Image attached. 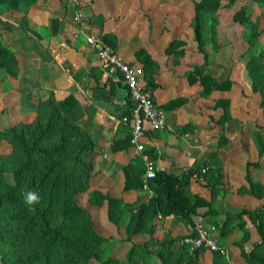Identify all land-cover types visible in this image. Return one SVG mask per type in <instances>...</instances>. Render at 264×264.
<instances>
[{"label":"crops","instance_id":"0c3cea01","mask_svg":"<svg viewBox=\"0 0 264 264\" xmlns=\"http://www.w3.org/2000/svg\"><path fill=\"white\" fill-rule=\"evenodd\" d=\"M197 1L36 0L25 12L16 9L19 12L15 17L3 15L0 42L10 48L16 66L15 73L7 75V82H0V114H36L33 99H24L25 106H14L15 88H19V96L37 91L45 97L52 94L61 99L72 93L81 107L78 122L88 130L96 145L97 168L90 190L98 189L126 203H147L153 191L125 189L123 167L132 162L135 171L142 172L143 155L150 149L157 167L175 173L195 162L221 166L225 190L212 203L218 210L236 212L262 206L264 194H252L245 177L248 169L256 181V168L264 166V154L259 156L256 144V138L264 139L262 96L247 81H234L232 69L214 62L211 51L204 72L218 81L231 78L230 87L203 93L199 78L194 82L188 80L187 72L204 63L191 24ZM78 11L82 12L80 17ZM91 33L102 36L113 33L114 45L124 60L140 65L135 52L144 48L156 62L154 78L158 85L148 88L165 111L167 125L162 130L146 128L141 138L145 147L142 151L128 140L132 126L122 118L128 114L127 89L123 84L111 85L102 75L98 55L85 40ZM202 34L206 44L204 28ZM171 39L184 41L179 46L183 48L181 54L165 51ZM193 52L197 53V59L191 58ZM177 97L184 100L171 107L165 105ZM247 162L253 163L247 165ZM260 180L264 184V179ZM189 190L211 199L210 188L204 181L192 177ZM87 206H92L93 214L97 210L101 212L104 223L100 233L106 237L107 247H111L98 258H91L90 264H161L157 250L162 246L170 251L168 264H186L188 260L192 264H264L257 259L264 258V235L246 214L244 227L239 219H234L218 238L225 253L206 248L191 253L184 248L181 238L190 232L194 221L210 223L214 220L212 215L198 213L190 222L175 214L158 213L152 220L151 232L147 223L128 239L125 224L133 213L129 206L125 205L123 223L119 226L108 219L106 201ZM205 208L198 207L200 212ZM215 218L220 220L224 214ZM119 247L122 249L117 250Z\"/></svg>","mask_w":264,"mask_h":264},{"label":"trees","instance_id":"16d2710c","mask_svg":"<svg viewBox=\"0 0 264 264\" xmlns=\"http://www.w3.org/2000/svg\"><path fill=\"white\" fill-rule=\"evenodd\" d=\"M34 1L36 0H0L8 9H18L24 12ZM221 1L199 0L195 2V12L191 22L194 39L198 50L204 56V63L188 71L187 78L190 82L199 78L203 84V93H208L213 89H225L231 85L229 78L218 81L210 73L204 72L207 53L203 49V13L210 9H217ZM23 18L25 19V16H22ZM103 37L114 45L113 33L105 34ZM183 43V40L171 39L165 51L177 56L183 52V48L179 47ZM135 54L143 69L142 76L146 80L143 85L147 88L158 85L154 78L156 68L154 59L144 48L138 49ZM0 60H11L14 68L10 73H15L14 55L10 48L1 42ZM110 84L113 85V83ZM258 90L262 96L261 104L264 105V91ZM183 100L177 97L165 105L171 107ZM131 108L132 102L129 99L127 115H130ZM80 116V103L74 94L70 93L61 99H56L49 94L43 100L38 99L36 115L32 122H20L17 125H11L7 130L9 140L19 152L10 158L11 181L4 178L0 168V182L3 184V188H0V240L11 239L20 243L22 250L27 247V241L31 246L27 251L17 252L12 258L13 263L38 264L41 259L54 258L48 264H90L91 258H98L102 254L101 245L106 237L95 229L87 204L79 202L80 194L85 192H88V204L100 205L106 201L108 219L116 226L123 223L124 207L129 206L133 210L129 221L125 224L128 239L133 234L142 231L147 223L150 225L149 232H151L152 220L158 213L175 214L190 222H193V215L198 213L212 215L214 219L212 222L217 225L219 237L225 234L226 225L234 219H239L240 226L244 227L243 215L246 214L264 235V210L261 206L255 210L242 208L236 212H222L213 206L212 203L225 190V184L222 167H211L206 161L195 162L180 173L156 166L154 176L147 180L149 189L153 191L147 203L141 201L133 204L126 203L122 198L112 197L98 189L89 190L91 178L95 173L94 161L97 152L95 141L88 130L78 122ZM130 139L131 136L128 140ZM256 144L261 157L264 154V139L256 138ZM146 152L151 156L150 149ZM65 154H69L68 159L76 167L75 171L64 164L62 159ZM250 163L253 162H247V165ZM123 172L125 189L143 187L144 168L142 172L135 171L134 164L129 162L123 167ZM192 177L198 181H204L210 188V200L190 192L189 183ZM245 177L249 183L248 190L252 194L261 195L257 194L255 188L262 187L263 184L252 180L248 169H246ZM28 192L37 193L39 203L27 204L25 197ZM201 206H206V208L200 212L198 207ZM54 212H58L62 217L56 225L51 220ZM220 213L224 214V218L217 220L215 217ZM75 215L84 217L82 229L76 234H70L65 222ZM10 222L17 224L15 229L6 230L4 228L3 230L4 225ZM244 230L247 232V229ZM38 238L44 240L45 244L37 250L33 243ZM88 243L96 250L91 252ZM53 244L64 248V257L57 260L60 255H53L46 251V248ZM184 248L186 249L187 246ZM131 251L129 249L127 254L130 255ZM157 253L161 264L169 263L171 257L169 250H164L162 246L158 248ZM257 259L264 261V258L257 257ZM186 264H192V261L188 260Z\"/></svg>","mask_w":264,"mask_h":264},{"label":"rangeland","instance_id":"374dc122","mask_svg":"<svg viewBox=\"0 0 264 264\" xmlns=\"http://www.w3.org/2000/svg\"><path fill=\"white\" fill-rule=\"evenodd\" d=\"M18 12L19 11H16V9L9 10L0 2V22L4 21L3 15L10 14L11 17H15ZM202 28H204L207 41L206 44L203 43V49L207 51V59L212 56L208 53V51H211L214 53V62H221L232 69L231 76L234 81H236V79L242 80L243 82L247 81L251 88L264 91V1L222 0L217 9H210L203 13ZM191 56L192 59L198 58L196 52L191 53ZM13 68L14 66L11 60H0V82H7V75H9ZM143 78L142 76V82ZM15 89L17 91L14 99L17 102V104H14L15 107L16 105L20 107L25 106L26 102H24V99H33L36 101V104H34V107H31L33 111L36 112L38 99L43 100L46 98L45 95H41L37 91L23 93V95L19 96V88ZM26 94H29V98L25 97ZM1 108H5V106ZM35 115L36 114H0V168L7 181H11L12 179L10 158L17 155L19 152L18 148L9 140L7 130L11 125H17L20 122H32ZM68 155L69 154H65L62 160L67 167L75 171L76 167L69 161ZM96 168L97 162L95 160L94 170H96ZM255 175L256 178H258L256 182L260 183V179H264V166L259 165L256 168ZM0 188H3L1 182ZM255 191L264 194V184L262 187H256ZM87 198L88 192L80 194L79 202L88 205ZM261 205V209L264 210V203ZM88 210L91 212L92 206H88ZM91 216L95 229L100 232L104 223V221L103 223L101 222V220H103L101 212L99 210L94 212V214L91 212ZM61 219L62 217L58 212H54L53 215H51V220L54 225L58 224ZM83 220L84 217L81 215H75L66 220L65 226L70 234L80 232ZM16 225L17 224L13 222L7 223L4 225L3 230L4 228L6 230H13ZM33 244H35L38 250L44 247L45 241L38 238ZM106 244L107 243L103 242L101 245L103 254L106 250L111 248L107 247ZM88 246L91 252L96 250L95 247L90 246V243H88ZM30 247L29 241H27V247L22 250V248H20V243H16L11 239L0 240V264H15L12 258L16 253L27 251ZM121 249L120 247L117 248V250ZM46 251L53 255H60L57 260L65 256L64 248L58 244L49 245ZM51 260H54V258H50L49 260L41 259L38 264H48Z\"/></svg>","mask_w":264,"mask_h":264},{"label":"built area","instance_id":"2783aa9c","mask_svg":"<svg viewBox=\"0 0 264 264\" xmlns=\"http://www.w3.org/2000/svg\"><path fill=\"white\" fill-rule=\"evenodd\" d=\"M81 13V11H78L77 17H80ZM85 40L98 55L102 75L110 83H119L126 87L129 99L132 102V108L130 115L126 114L122 118L130 121L132 126L131 142L135 144L138 150H144L145 147L141 142V138L145 135L146 128L164 129L167 125V116L165 111L155 102L152 91L143 85L141 65L124 60L116 47L107 42L100 34H88L85 36ZM143 156L142 188L150 190L147 180L154 176L155 159L147 153ZM218 237V228L215 223L194 221L190 232L181 238V243L186 245L191 253L202 248L225 253V248L218 243Z\"/></svg>","mask_w":264,"mask_h":264},{"label":"clouds","instance_id":"9594fccd","mask_svg":"<svg viewBox=\"0 0 264 264\" xmlns=\"http://www.w3.org/2000/svg\"><path fill=\"white\" fill-rule=\"evenodd\" d=\"M26 203L29 205H33L35 203H39L38 194L35 192H28L25 197ZM34 210V209H31Z\"/></svg>","mask_w":264,"mask_h":264}]
</instances>
